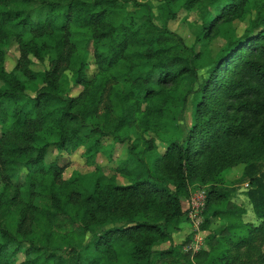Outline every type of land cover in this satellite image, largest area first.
I'll return each mask as SVG.
<instances>
[{"label":"trees","instance_id":"1","mask_svg":"<svg viewBox=\"0 0 264 264\" xmlns=\"http://www.w3.org/2000/svg\"><path fill=\"white\" fill-rule=\"evenodd\" d=\"M194 8L204 49L169 27ZM240 17L238 37L227 23ZM219 35L227 43L214 57ZM0 82V264H264V0H0ZM109 138L128 143L116 174L97 165L64 178L68 162L47 161L52 147L84 146L94 163ZM243 183L254 221L232 200ZM199 189L202 230L212 218L224 229L193 258L157 250Z\"/></svg>","mask_w":264,"mask_h":264},{"label":"rangeland","instance_id":"2","mask_svg":"<svg viewBox=\"0 0 264 264\" xmlns=\"http://www.w3.org/2000/svg\"><path fill=\"white\" fill-rule=\"evenodd\" d=\"M162 0H151V2L158 5ZM155 13L158 14L157 10L155 9ZM201 25V17L200 12L194 8L192 10H184L180 9L178 18L176 20H172L169 22V27L172 30L177 31L181 34L186 43L190 46H195L196 50L204 49L203 44L196 45V32L198 27ZM227 26L231 31L234 32L235 36H241L246 27L247 22L244 18H236L234 21L228 22ZM227 43V39L223 36L219 35L215 39H213L210 43V48L212 52V56H216L221 49ZM19 56L18 46L16 43H12L11 46L7 49V67L8 69H12L16 64L17 58ZM90 62V69L89 73L92 74L96 68L93 54H90L89 57ZM47 65V60L43 63H40L38 60H34L32 67L35 69L43 68V65ZM207 68H203L200 70V78L207 74ZM71 74V73H70ZM1 84V82H0ZM120 88L123 87V84H120ZM80 86H77L73 89L72 94L76 95L80 91ZM179 125L183 128L184 132L186 133L191 126L192 123V97L190 98L187 105L184 106L180 116H179ZM104 148L100 151L96 157V161L94 163H90L84 154L85 148L84 146H79L75 151L68 153V152H59L54 147L51 148L49 154L47 155V161H52L55 158H59V163H67L68 165L64 170V178H68L71 176L74 170L80 171L83 174H89L96 170L97 165H99L102 170L110 175L116 174V166L118 163L125 159L127 156V147L128 143H116L111 138L104 139L103 141ZM111 152V154H110ZM244 163L235 164L234 167L230 168L226 174V179L228 181H234L241 177ZM117 180L119 183H126L127 180L122 177L121 175H116ZM230 186H235L236 184H231ZM248 186L246 183H243L241 186H238V189L233 194L232 200L241 203L244 207L248 209V214L246 216L247 219L253 220L255 219L254 213L252 211L251 203L246 195V190ZM184 208H189V202L184 201ZM199 220V221H198ZM204 220V217L193 219L190 215H188L187 219H184L180 224V228L173 232V240L172 242H166L159 246H157V250H165L168 249L171 244H173L176 252L183 251L186 253V257H191L195 255V253L200 250L203 246L206 236L210 233V231H221L226 226L227 222L220 218H212L210 230H202L201 225ZM261 251L264 252V245L261 247ZM182 258L178 254H175L174 260H179ZM170 261L168 260V263ZM172 264V263H171Z\"/></svg>","mask_w":264,"mask_h":264},{"label":"built area","instance_id":"3","mask_svg":"<svg viewBox=\"0 0 264 264\" xmlns=\"http://www.w3.org/2000/svg\"><path fill=\"white\" fill-rule=\"evenodd\" d=\"M248 186V183H246ZM206 191L199 189L195 191L189 199V215L193 219L202 218V211L206 203ZM199 221V220H198Z\"/></svg>","mask_w":264,"mask_h":264}]
</instances>
